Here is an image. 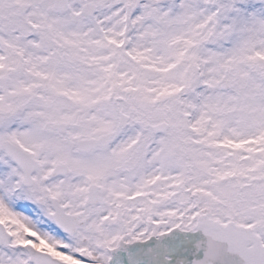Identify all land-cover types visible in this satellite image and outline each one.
<instances>
[{"label": "snow or ice", "instance_id": "obj_1", "mask_svg": "<svg viewBox=\"0 0 264 264\" xmlns=\"http://www.w3.org/2000/svg\"><path fill=\"white\" fill-rule=\"evenodd\" d=\"M0 264H264V0H0Z\"/></svg>", "mask_w": 264, "mask_h": 264}]
</instances>
